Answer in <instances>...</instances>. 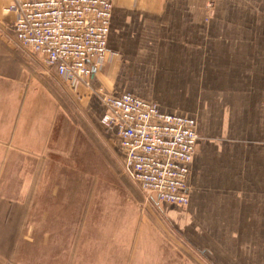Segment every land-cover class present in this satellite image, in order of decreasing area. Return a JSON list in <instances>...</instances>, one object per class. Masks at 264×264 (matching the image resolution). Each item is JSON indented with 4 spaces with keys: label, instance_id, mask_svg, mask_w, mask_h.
Masks as SVG:
<instances>
[{
    "label": "crops",
    "instance_id": "0c3cea01",
    "mask_svg": "<svg viewBox=\"0 0 264 264\" xmlns=\"http://www.w3.org/2000/svg\"><path fill=\"white\" fill-rule=\"evenodd\" d=\"M11 3L0 0V199L27 207L17 254L49 242L52 232H35L49 212H82L85 198L76 204L75 195L89 193L47 183L59 159L53 140L62 113L45 73L57 74L18 44ZM108 49L110 58L88 84L70 90L88 96L101 124L102 97L122 93L196 119L188 205L170 207L156 195L152 201L213 256L264 264V0H114ZM107 129L125 169L118 138Z\"/></svg>",
    "mask_w": 264,
    "mask_h": 264
},
{
    "label": "rangeland",
    "instance_id": "374dc122",
    "mask_svg": "<svg viewBox=\"0 0 264 264\" xmlns=\"http://www.w3.org/2000/svg\"><path fill=\"white\" fill-rule=\"evenodd\" d=\"M50 72L45 73L46 83L56 94L62 114L53 140L59 159L50 165L47 183L57 181L65 185L64 190L89 194L75 195L76 204L85 198L82 212H49L44 227L35 232H52V237L47 236L50 241L24 247L17 254V226L27 207L0 199V264H245L242 256L235 261L217 253L213 256L159 211L152 201L154 194L144 192L125 172L110 130L90 113L88 96L81 98ZM37 214L34 211L35 218ZM258 255L254 249L252 258Z\"/></svg>",
    "mask_w": 264,
    "mask_h": 264
},
{
    "label": "built area",
    "instance_id": "2783aa9c",
    "mask_svg": "<svg viewBox=\"0 0 264 264\" xmlns=\"http://www.w3.org/2000/svg\"><path fill=\"white\" fill-rule=\"evenodd\" d=\"M114 0H12L18 44L76 87L110 58ZM130 178L171 206L189 203V176L200 138L197 121L162 112L129 93L102 97Z\"/></svg>",
    "mask_w": 264,
    "mask_h": 264
}]
</instances>
